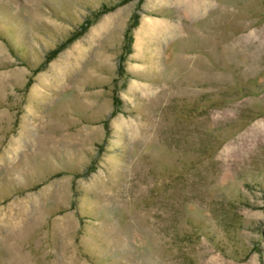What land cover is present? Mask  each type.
<instances>
[{"label": "rangeland", "instance_id": "374dc122", "mask_svg": "<svg viewBox=\"0 0 264 264\" xmlns=\"http://www.w3.org/2000/svg\"><path fill=\"white\" fill-rule=\"evenodd\" d=\"M0 264H264V0H0Z\"/></svg>", "mask_w": 264, "mask_h": 264}]
</instances>
